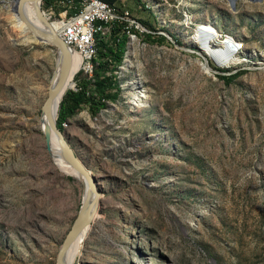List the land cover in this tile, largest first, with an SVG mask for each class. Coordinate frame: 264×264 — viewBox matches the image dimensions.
<instances>
[{
  "label": "rangeland",
  "instance_id": "374dc122",
  "mask_svg": "<svg viewBox=\"0 0 264 264\" xmlns=\"http://www.w3.org/2000/svg\"><path fill=\"white\" fill-rule=\"evenodd\" d=\"M139 2H115L114 14L126 8L151 34L124 24L121 62L108 66L117 99L63 125L100 193L73 264H264V0H236L233 11L227 0ZM11 6L0 0V264H54L85 191L23 120L34 100L40 116L57 54L20 41ZM192 23L220 35H203L211 44L231 37L245 61L210 68Z\"/></svg>",
  "mask_w": 264,
  "mask_h": 264
},
{
  "label": "bare ground",
  "instance_id": "6f19581e",
  "mask_svg": "<svg viewBox=\"0 0 264 264\" xmlns=\"http://www.w3.org/2000/svg\"><path fill=\"white\" fill-rule=\"evenodd\" d=\"M235 1L236 0H234V4H235ZM14 2H15V0H11L12 5L14 4ZM153 6L156 9L161 8L158 4H156V5L154 4ZM21 8H22V13H23L24 17L26 18V20L30 24H32L36 29H38L39 31H41L45 34L53 35V30L47 28L46 25L44 24L43 19H42L41 14H40V11H39V5H37V3L25 2L22 4ZM113 14H114V7H113ZM91 17H99V20H110V13H108V12H101L100 13V10H91ZM44 19L49 23V25L52 24V26H53V27L51 26L52 29L56 28V26L58 24L57 22H52V20H49L46 18H44ZM96 22H97V20H95L94 18H87V25L89 27L87 28V31H86V39H87L88 43L96 44V36L99 34V30H100V29L95 27ZM10 23L12 25V28L15 31H17V36L20 39V41H22L24 43H30V45L31 44H37V43L42 44V45L44 44V43L39 42L33 38V36L30 34V32L28 31V29L26 28L24 23L18 19L16 14L10 13ZM191 25L194 27H197V28H204V30L199 31L198 37H200L201 45L203 46V52L207 56H209V58L212 60V62L215 63V66H217L218 68L228 69V68H233V67H235V66H237V65H239L245 61L239 57V55H238L239 48L236 47V43L233 42V39L231 37L226 38V39L223 38L221 45H216L214 43V41H213V44H211L212 42L210 43V39H206L203 35L212 36V37H214V39L218 38L220 35L209 34L211 31V27H209V26L203 27L201 25H194V23H192ZM137 28L138 29L140 28L141 29L140 31L143 34L150 33L143 26H138ZM102 31H103L102 34H105L104 33L105 29ZM200 32H201V34H200ZM128 33H130V32H128ZM136 36L137 35H132L131 37L134 39ZM134 41H137V40H134ZM96 51H97V48H96V46H94L92 51L89 54L90 64H93L92 58H93V55L96 53ZM69 53H70V66H69L68 78L66 80L64 87L59 92L58 97L52 102L51 111H52L53 116H55L57 114L58 103H59L60 98H62L64 93L72 87L71 85L73 83V81H72L74 79L73 77L75 76V74L78 72V70L80 68V58L77 55V53H75L73 51H69ZM203 59L205 60V58H203ZM205 62H206V60H205ZM91 67H92V65H91ZM58 73H59V58L57 57L48 93L54 87V85L57 81ZM41 92H44L43 88H41ZM141 93H142V91H140V93H139L140 95H138V98H139L138 101L139 102H137L138 105H140V107H142L143 99H145L147 97L146 95L143 96L144 94H141ZM43 97L44 96L42 95V98ZM30 102L31 103L29 104V106H27L26 108L23 109V112H24L23 120L26 124V127L30 128L31 130H37V129L42 130V135L44 137V134L48 133V129H47L46 124L43 120L41 111H40V116L37 115L36 108L38 106V103L36 100H34L33 102L30 101ZM44 144H45L47 153H48L49 157L51 158V162L54 165V167L58 171H60L62 174L67 175L69 177H72L74 180H76L77 182H79L81 184L83 190L85 191V200H84V204H83L82 211H81V212H83L86 209V207H88V205L92 199V193L86 188L83 178L78 176L76 173H74L72 171V169H70V167L67 165V163L62 159V157L58 151L57 145H56L55 137H53L50 134L49 135V141L47 143L44 142ZM94 217H96V214L94 215ZM88 230H89V228L84 230L80 234V236L70 245V247L68 248V250L65 254V257H64V263L65 264H73L74 260L77 257V253L79 252V250L82 247V242H83L84 238L86 237Z\"/></svg>",
  "mask_w": 264,
  "mask_h": 264
},
{
  "label": "trees",
  "instance_id": "16d2710c",
  "mask_svg": "<svg viewBox=\"0 0 264 264\" xmlns=\"http://www.w3.org/2000/svg\"><path fill=\"white\" fill-rule=\"evenodd\" d=\"M54 1L61 2L63 0H42L40 4L41 7L47 8L52 5ZM76 1L77 0H73L74 3H76ZM102 1L106 3H114L116 0ZM133 1L135 4H137V2L140 3L139 0ZM60 10L61 8L59 5L54 6L53 8L55 13H58ZM72 13L73 10L71 9L67 12V15ZM101 26L103 29L105 28L104 24H101ZM134 31L135 30L133 29L132 32L135 35L136 33ZM150 35L151 34H144L143 36L150 40ZM127 37V30H125L124 26L122 29L114 26L110 36L106 35V37H104L102 32L96 36L97 51L92 58L93 70L91 76L89 77L88 74L86 75L81 71H78L72 80L76 90H67L58 104L56 126L59 130H62L67 119L76 115L82 107L86 109L90 116L94 117L98 112L105 108V103L107 101L113 102L117 99L120 87L115 80V74L113 75V72H109L108 66L109 64L115 65L121 62V56L125 51ZM163 39L164 38L160 36V40ZM208 65L217 72H225L216 68L211 63H208ZM107 72L109 73L108 75H106ZM215 77L223 83L228 84L236 77V75H215Z\"/></svg>",
  "mask_w": 264,
  "mask_h": 264
},
{
  "label": "water",
  "instance_id": "95a60500",
  "mask_svg": "<svg viewBox=\"0 0 264 264\" xmlns=\"http://www.w3.org/2000/svg\"><path fill=\"white\" fill-rule=\"evenodd\" d=\"M42 0H15L14 4L11 7L13 13H15L19 20H21L30 34L39 42L45 43L49 46L54 47L57 57L59 58V73L57 81L44 99L40 111L43 117V120L48 129V133L44 134V142L49 141V135L51 134L56 139V145L62 159L67 163V165L72 169L74 173L82 177L86 188L92 193V199L83 212L77 214L76 218L73 220L69 230L66 232L64 238L62 239L56 254L54 264H65L64 257L70 247V245L80 236V234L90 227L94 215L96 214L98 201L100 193L97 188V183L94 176L90 171L84 166V164L76 156L70 145L68 144L67 139L64 137L63 130H59L56 126V115L53 116L51 111L52 102L58 97L59 92L64 87L66 80L68 78L69 66H70V53L69 49L65 46L64 42L50 34H45L38 29H36L32 24H30L22 13V4L25 2H35L37 5L40 4ZM229 3L230 10H234V0H227ZM202 67H205L206 62L202 58ZM209 69V68H208ZM210 70V69H209ZM74 86V83H72ZM72 91V90H71ZM61 101V98L59 102ZM59 104V103H58Z\"/></svg>",
  "mask_w": 264,
  "mask_h": 264
},
{
  "label": "built area",
  "instance_id": "2783aa9c",
  "mask_svg": "<svg viewBox=\"0 0 264 264\" xmlns=\"http://www.w3.org/2000/svg\"><path fill=\"white\" fill-rule=\"evenodd\" d=\"M115 2L106 3L102 0H77L76 3L73 0L54 1L52 5L41 12L46 19L54 20L58 23L53 30V35L60 38L70 51L77 53L80 58V68L78 71L86 75L93 70L89 62V54L93 47L96 46V44L88 43L86 39V31L89 27L87 25V18H94L97 20V24H105V33L108 36L112 33L114 26L119 29H122L124 24L143 26L124 7H122V14H113V7H118L115 5ZM57 5L60 6L61 10L55 13L53 8ZM136 8L140 10L139 7L136 6ZM71 9L73 13L67 15V12ZM91 10H100V13H110V20H99V17H91ZM215 67L218 68L217 66ZM75 90L74 88L73 91Z\"/></svg>",
  "mask_w": 264,
  "mask_h": 264
}]
</instances>
